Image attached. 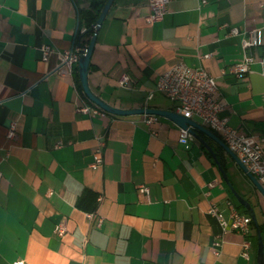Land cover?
<instances>
[{
  "label": "crops",
  "instance_id": "0c3cea01",
  "mask_svg": "<svg viewBox=\"0 0 264 264\" xmlns=\"http://www.w3.org/2000/svg\"><path fill=\"white\" fill-rule=\"evenodd\" d=\"M91 1L0 0V264H256L255 227L245 258L243 235L223 232L207 212L214 203L226 214L230 201L247 213L199 140L185 146L180 126L163 116L148 125L143 113L77 110L94 104L77 87V63L61 74L56 52L40 58L42 43L74 45ZM149 13L148 0L112 1L89 60L91 91L119 108L174 109L155 83L183 61L214 77L228 124L264 135V0H170L162 19ZM253 28L258 43L243 47V31ZM245 54L254 60L237 75L230 68ZM100 141L102 163L93 168ZM224 157L230 182L264 221L263 197ZM60 221L62 235L54 229Z\"/></svg>",
  "mask_w": 264,
  "mask_h": 264
},
{
  "label": "built area",
  "instance_id": "2783aa9c",
  "mask_svg": "<svg viewBox=\"0 0 264 264\" xmlns=\"http://www.w3.org/2000/svg\"><path fill=\"white\" fill-rule=\"evenodd\" d=\"M170 0H148L150 13L148 19L160 20L167 12V3ZM206 0H199L204 3ZM230 32L239 34L238 27H232ZM258 43V30L253 28L243 31L241 37V44L243 47L256 45ZM86 49V46H80L76 43L65 50H56L48 43H42L39 46L40 58L47 60L52 52H56L59 59L57 70L61 74H68L72 72L74 64L77 63L78 57ZM254 58L245 54L241 62L235 63L230 70L237 75L249 69V64ZM118 82L121 86H125L129 82V76L123 72ZM155 89L163 93L174 103L176 112L188 117H198L201 122L216 132L227 146L237 155L239 160L246 166L257 180L264 187V150L262 142H264V135H254L241 132L227 122V118L220 116L219 112L223 109V102L217 97V84L214 77L203 67H192L183 61H177L168 67L165 71L157 76ZM152 93H149L150 97ZM77 110L88 114L102 113L105 110L96 104L89 105L83 103L77 107ZM160 116L155 113H143L144 123L150 125L158 121ZM154 132V131H152ZM15 134V122H10L6 129V136L12 137ZM193 136L188 128L180 127L178 133V140L188 146V140ZM103 142L100 141L95 149L94 159L90 166L95 168L102 163L101 147ZM210 182L209 185H212ZM142 191L147 190V186L140 185ZM101 199V196H98ZM230 208L225 214L214 203L210 204L207 212L216 217L221 230L223 232L234 230L241 235L243 239L241 242V255L245 258L249 257L250 240L247 238L251 230V217L248 213L240 211L233 206L230 201H227ZM65 221L58 222L54 229L55 233L62 235L65 231ZM214 244H219L216 238ZM10 264H26L23 258L14 259Z\"/></svg>",
  "mask_w": 264,
  "mask_h": 264
},
{
  "label": "water",
  "instance_id": "95a60500",
  "mask_svg": "<svg viewBox=\"0 0 264 264\" xmlns=\"http://www.w3.org/2000/svg\"><path fill=\"white\" fill-rule=\"evenodd\" d=\"M112 1L113 0H106L104 2L103 7L100 10V13L96 19L95 26H94V32L91 35L88 44L86 45V49L78 57L77 71H78V76H79V82H80L83 92L90 99V101H92L94 104L98 105L99 107H101L107 112H111L115 114H122V115L134 114V113H155L159 116H163V117H166L172 120L175 124H177L180 127L188 128L191 135L195 137L197 140H199L200 143L205 147V149L210 153L211 157L213 158L214 162L219 168L223 179L230 187L233 195L235 196L239 204H241L244 207L246 212L251 217L252 224L254 225L255 230H256V264H264L263 238H262L261 230L259 227V223H258L256 214H255L253 204L251 203L249 199H247L244 195L240 194L234 188V186L232 185L228 177L227 170L221 163V160L218 154L221 155L222 159L225 162V165H226V160L224 157L225 155H227L230 159H232L238 165V167L242 170V172L246 175L249 181L252 183L254 191L259 193L263 197V199H264V187L257 180V178L250 171L247 170L246 166L239 160L237 155L227 146V144L221 139V137L216 132L212 131L210 128L204 125L203 123L198 122L192 117H188L183 114H180L173 109L159 108V107H152V106L119 108V107L109 105L103 99H101L98 95L93 93L91 89L89 88V85L87 82V72H88V65H89L91 52H92L93 45L96 39V33ZM197 130L203 132L205 135H207L212 140H214L220 146V149L216 150L204 137H202L197 132Z\"/></svg>",
  "mask_w": 264,
  "mask_h": 264
},
{
  "label": "trees",
  "instance_id": "16d2710c",
  "mask_svg": "<svg viewBox=\"0 0 264 264\" xmlns=\"http://www.w3.org/2000/svg\"><path fill=\"white\" fill-rule=\"evenodd\" d=\"M103 4H104V1L92 0L90 2V5L85 10V12L82 13V16H81L83 18L85 24H86V28H85V30L83 32H77L76 33L74 43H76V44H78V45H80L82 47L86 46L88 44L89 39H90L91 35L94 32L95 22H96V19H97L99 13H100V10L103 7ZM75 80H76L75 82L77 84V87L81 90V85H80V82H79L77 71H75ZM215 149L216 150L220 149V146L217 144V148H215ZM207 153L211 157V155H210V153L208 151H207ZM218 155H219V158L221 160V163L226 168L225 162L222 159L221 155L220 154H218ZM239 206H242V205L239 204ZM251 226H254L252 224V221H251ZM259 227H260L261 233L263 235V232H264V221L259 222Z\"/></svg>",
  "mask_w": 264,
  "mask_h": 264
},
{
  "label": "rangeland",
  "instance_id": "374dc122",
  "mask_svg": "<svg viewBox=\"0 0 264 264\" xmlns=\"http://www.w3.org/2000/svg\"><path fill=\"white\" fill-rule=\"evenodd\" d=\"M229 176H230V178H231V173H229Z\"/></svg>",
  "mask_w": 264,
  "mask_h": 264
}]
</instances>
